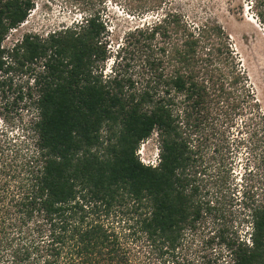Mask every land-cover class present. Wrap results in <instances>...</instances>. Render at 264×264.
Here are the masks:
<instances>
[{"label":"trees","instance_id":"obj_1","mask_svg":"<svg viewBox=\"0 0 264 264\" xmlns=\"http://www.w3.org/2000/svg\"><path fill=\"white\" fill-rule=\"evenodd\" d=\"M137 1L135 16L163 13L126 32L105 76L111 52L100 15L46 37L25 32L6 46L34 2L0 0V115L8 121L9 106L35 110L24 135L0 128V264H134L129 241L103 219L125 202L151 245L177 258L187 231L219 204L222 170L213 199L199 176L208 146L220 150L216 128H231L255 102L248 78L217 20L189 21L167 0ZM263 6L256 0L264 19ZM12 68L31 74L26 86L14 87ZM154 133L156 166L138 155ZM256 190L261 202L254 189L242 199L249 242L219 231L227 264H264V184Z\"/></svg>","mask_w":264,"mask_h":264},{"label":"rangeland","instance_id":"obj_2","mask_svg":"<svg viewBox=\"0 0 264 264\" xmlns=\"http://www.w3.org/2000/svg\"><path fill=\"white\" fill-rule=\"evenodd\" d=\"M33 2L34 8L27 20L9 34L4 44L12 45L25 32L39 33L46 37L56 30L82 23L87 15L97 13L106 25L103 41L111 52L110 58L102 64L105 76L112 75L116 66L117 51L123 46L126 32L159 18L163 13L156 10L148 12L145 16L133 15L131 10L137 7V0ZM170 2L182 11L189 21L200 22L209 17L223 25L229 34L240 66L248 78L255 102L246 103L244 112L236 116L231 128L227 124L216 128L218 135L215 136L214 142L220 144V150L214 153L210 149L212 146H208L210 148L205 157L208 170L199 176V181L204 192L210 191L207 198L213 199L212 185L219 181L217 171L222 170L225 180L224 192L216 209L208 211L196 229L187 231L178 249L177 258L168 254L163 256L151 245L150 240L139 228L132 203L116 205L111 214L103 216V219L119 231L123 241H129L134 264H227L231 257L227 255L224 243L218 237L219 231H233L240 236V240L248 238L249 242L252 224L248 218L249 209L242 200L243 195L246 191L252 192L254 189L260 195L257 199L260 202L262 200V190L257 191L256 188L260 189L264 184V19L258 13L256 0H167L165 3L168 6ZM261 9L264 12V6ZM138 71L137 67L127 68L129 74L136 73L134 77ZM7 75L12 78L14 87L26 86L32 77L29 72L19 68H12ZM9 109L8 121H3V116L0 115V128L12 136L24 135L23 128L29 124L28 120L35 110H23L15 106H9ZM224 141L229 143L225 145ZM159 153L157 133L144 140L138 149V155L144 163H152ZM252 207L254 206L251 205Z\"/></svg>","mask_w":264,"mask_h":264},{"label":"clouds","instance_id":"obj_3","mask_svg":"<svg viewBox=\"0 0 264 264\" xmlns=\"http://www.w3.org/2000/svg\"><path fill=\"white\" fill-rule=\"evenodd\" d=\"M87 17V16H86ZM85 17V18H86ZM84 18V19H85ZM84 21V20H83ZM154 161H152V163H145V164H147V165H152V166H156V165H158L159 164V162H160V153H159V155H158V158H156V157H154V159H153Z\"/></svg>","mask_w":264,"mask_h":264},{"label":"built area","instance_id":"obj_4","mask_svg":"<svg viewBox=\"0 0 264 264\" xmlns=\"http://www.w3.org/2000/svg\"><path fill=\"white\" fill-rule=\"evenodd\" d=\"M144 162V161H143Z\"/></svg>","mask_w":264,"mask_h":264}]
</instances>
